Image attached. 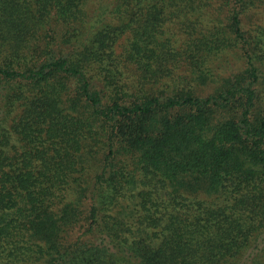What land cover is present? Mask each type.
<instances>
[{
    "label": "trees",
    "instance_id": "trees-1",
    "mask_svg": "<svg viewBox=\"0 0 264 264\" xmlns=\"http://www.w3.org/2000/svg\"><path fill=\"white\" fill-rule=\"evenodd\" d=\"M0 264H264V0H0Z\"/></svg>",
    "mask_w": 264,
    "mask_h": 264
},
{
    "label": "rangeland",
    "instance_id": "rangeland-1",
    "mask_svg": "<svg viewBox=\"0 0 264 264\" xmlns=\"http://www.w3.org/2000/svg\"><path fill=\"white\" fill-rule=\"evenodd\" d=\"M262 244H263V242H261V245H262ZM249 258H250V257H249ZM249 258H248V259H249Z\"/></svg>",
    "mask_w": 264,
    "mask_h": 264
}]
</instances>
